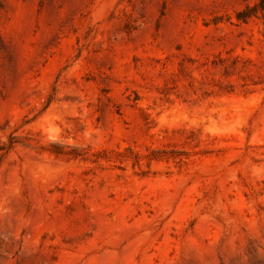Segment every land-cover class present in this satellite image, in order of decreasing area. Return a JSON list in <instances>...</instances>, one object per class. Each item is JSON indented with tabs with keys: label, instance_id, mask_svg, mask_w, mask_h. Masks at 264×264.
Listing matches in <instances>:
<instances>
[{
	"label": "rangeland",
	"instance_id": "374dc122",
	"mask_svg": "<svg viewBox=\"0 0 264 264\" xmlns=\"http://www.w3.org/2000/svg\"><path fill=\"white\" fill-rule=\"evenodd\" d=\"M0 264H264V0H0Z\"/></svg>",
	"mask_w": 264,
	"mask_h": 264
}]
</instances>
